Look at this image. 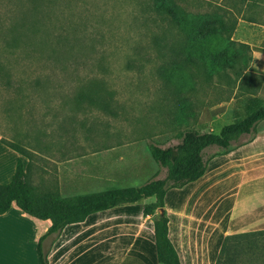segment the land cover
Listing matches in <instances>:
<instances>
[{
  "label": "rangeland",
  "instance_id": "374dc122",
  "mask_svg": "<svg viewBox=\"0 0 264 264\" xmlns=\"http://www.w3.org/2000/svg\"><path fill=\"white\" fill-rule=\"evenodd\" d=\"M175 1L189 14L223 16L234 24L232 41L246 45L236 33L248 15L240 0ZM181 36L151 0H0V135L20 150L35 195L73 198L163 178L167 168L151 158L150 144L175 146L188 130L218 133L242 119L239 106L257 95L244 81L264 77L247 71L250 47L239 57L247 65H237L242 82L230 69L194 67L172 84L169 49ZM232 245L218 251L219 264H264V236Z\"/></svg>",
  "mask_w": 264,
  "mask_h": 264
},
{
  "label": "crops",
  "instance_id": "0c3cea01",
  "mask_svg": "<svg viewBox=\"0 0 264 264\" xmlns=\"http://www.w3.org/2000/svg\"><path fill=\"white\" fill-rule=\"evenodd\" d=\"M240 1L242 15H248L238 20L236 33H243L240 42L252 50L247 71L257 74L264 72V3ZM247 79L244 85L264 101V77L260 84L253 75ZM255 129L250 142L211 159L201 178L166 193L168 237L181 264H200L199 236L204 238L203 264H216L224 238L264 231V121ZM18 159L0 135V185L11 181ZM118 207L122 212L116 207L97 212L46 236L49 220L12 203L0 215V264H39L38 245L47 264H158L153 222L143 215L144 206Z\"/></svg>",
  "mask_w": 264,
  "mask_h": 264
},
{
  "label": "trees",
  "instance_id": "16d2710c",
  "mask_svg": "<svg viewBox=\"0 0 264 264\" xmlns=\"http://www.w3.org/2000/svg\"><path fill=\"white\" fill-rule=\"evenodd\" d=\"M154 13L176 28L181 40L169 49L171 64L166 76L172 84L180 81L182 70L204 67L210 74H222L227 69L234 72L237 82L244 76L239 63L247 65L243 55L247 45H236L231 34L234 24L223 16L204 17L185 12L175 0H151ZM244 116L237 122L224 125L218 133H198L193 130L184 132L175 146L160 148L154 144L148 146L151 158L164 168L165 177L153 179L138 187L113 188L101 192L78 195L73 198H61L57 194H34L27 183V170L21 159L16 162L15 172L8 184L0 185V215L6 213L12 203L25 214L40 220H49L51 226L46 236L60 231L66 225L83 222L89 215L106 211L126 204H134L146 198H154L144 205L143 215L150 216L157 211L153 221L154 243L158 264H181L178 254L168 237V217L164 210V198L171 189H181L185 185L201 178L208 162L214 157L227 154L231 150L252 140L256 125L264 121V101L257 96H249L242 103ZM247 135L243 143L233 145L236 137ZM218 151L208 154L209 149ZM20 154L18 148H13ZM162 209V213L159 210ZM264 236V231L234 235L224 238L219 257L233 242L251 240ZM231 244V245H230ZM39 264H47L39 245ZM219 257L216 264H219Z\"/></svg>",
  "mask_w": 264,
  "mask_h": 264
},
{
  "label": "water",
  "instance_id": "95a60500",
  "mask_svg": "<svg viewBox=\"0 0 264 264\" xmlns=\"http://www.w3.org/2000/svg\"><path fill=\"white\" fill-rule=\"evenodd\" d=\"M162 211H163V210H162V209H160V210H159V213H162Z\"/></svg>",
  "mask_w": 264,
  "mask_h": 264
}]
</instances>
